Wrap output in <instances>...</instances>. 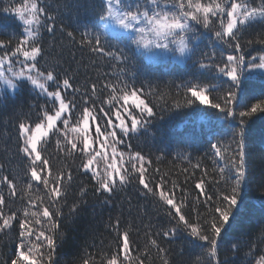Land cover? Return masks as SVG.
Here are the masks:
<instances>
[{"label": "snow or ice", "instance_id": "snow-or-ice-1", "mask_svg": "<svg viewBox=\"0 0 264 264\" xmlns=\"http://www.w3.org/2000/svg\"><path fill=\"white\" fill-rule=\"evenodd\" d=\"M2 12L18 34L0 35V112L12 101L16 128V151L0 159V247H12L0 264H60L59 251L88 203L89 188L74 187L78 176L93 193L108 194L105 204L138 184L167 224L145 225L141 248L132 239L135 225L110 218V251L97 252L93 235L65 264H176L186 249L201 250L194 264H264V158L257 174L248 145L250 118L264 114V50L247 51L264 46V0H9ZM71 16L78 23L67 30ZM57 29L112 71L82 89L59 65L45 67L44 34ZM176 65L187 75L170 71ZM160 68L173 77L163 86ZM22 92L42 102L17 104ZM174 112L206 114L205 126H194L185 140L195 131L220 136L209 141L219 161L215 174L209 180L201 169L194 198L153 169L150 156L132 150V140L163 134L154 126ZM214 120L228 130L226 147ZM182 171L187 184L195 172ZM253 184L262 196L259 222L246 225L242 193ZM176 241L183 246L174 253L165 244Z\"/></svg>", "mask_w": 264, "mask_h": 264}, {"label": "trees", "instance_id": "trees-1", "mask_svg": "<svg viewBox=\"0 0 264 264\" xmlns=\"http://www.w3.org/2000/svg\"><path fill=\"white\" fill-rule=\"evenodd\" d=\"M50 3L53 0H49ZM9 3V0H0V35H17V29L12 16L2 12V8ZM83 21V17L80 18ZM78 21L75 16L64 19V24L67 30H74ZM259 32V28L250 29L247 38H255ZM77 41L80 39L79 32H76ZM44 46L48 61L45 67H58L61 76L68 73L73 77V82L76 87H90L92 82H98L105 72L112 71L111 68L98 57L93 62V57L86 50L81 49L78 43H70L65 35L57 29L54 35L44 34ZM264 50V46L254 44L248 47L247 51L253 55ZM169 70L160 68V82L162 86L168 84L172 76H169ZM175 75H187L183 65H176L171 68ZM190 78V77H189ZM22 99L16 101L17 104L23 100L37 103L42 102V98L35 97L34 93L22 92ZM254 102V101H253ZM9 108L0 112V159L4 158L5 154L11 156L16 151V128L14 123L9 121L11 114L12 101H6ZM35 117L33 116V119ZM206 114L204 112L196 113H171L165 114V120L154 126L155 129H160L163 134L157 132L153 136L141 137L131 141L133 151H142L146 156H150L153 163L152 168H159L162 173H167L171 179L185 186L190 194V197H195V189L193 181L201 176V169H207L211 180L217 169L219 161L214 155L210 147L211 142H216L220 136L215 139L209 136L206 132L201 133L195 131L190 140H185L186 132L193 131L194 126L200 127L206 124ZM223 121L213 122V127L223 137L225 147L230 142V136L227 134L226 127H222ZM248 145L254 153V167L258 170L261 165V160L264 158V114H257L250 118ZM55 152V147L51 149ZM161 153H163L162 158ZM180 154L179 156L177 154ZM190 154V157H189ZM70 163V162H69ZM78 163V162H77ZM199 164L200 169L193 166ZM188 169V173L195 172V176H191L185 184V176L182 170ZM218 178V176H217ZM84 184L89 188L87 193V207L84 208L82 215L77 220L75 227L69 230V241L60 249L58 258L60 264H65V260L75 255L80 247L85 244L93 243V235L97 246V252L103 250L110 251L109 244L114 243L112 235L106 230L110 218L115 219L116 216H121V222L124 226L135 225L132 229V239L136 241L141 248L146 243L144 236L145 225L151 224L153 229L160 225L167 224V219L164 217L152 198H144L139 195V185L133 183L125 187L123 190H117L111 196V203L105 204V198L108 194H95L91 191V184L87 177L78 176L74 187L79 189L80 184ZM215 185L209 186V191L215 190ZM244 198V214L246 225H256L259 222L260 209L262 203L261 191L256 184L250 185L242 193ZM249 207L251 211H249ZM103 241V244L101 243ZM166 247H171L173 252H178L183 245L180 241H176L172 245L165 244ZM91 251L92 249H88ZM12 254V247H0V259L4 256ZM201 254L200 249H186L183 254L174 256L176 264H194L196 257ZM155 255V253H153ZM155 264H159L156 261Z\"/></svg>", "mask_w": 264, "mask_h": 264}]
</instances>
